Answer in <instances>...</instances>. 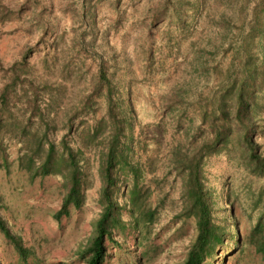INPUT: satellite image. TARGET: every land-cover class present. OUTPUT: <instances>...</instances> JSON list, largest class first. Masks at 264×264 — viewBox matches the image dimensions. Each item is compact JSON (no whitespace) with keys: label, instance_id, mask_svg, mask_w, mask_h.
Segmentation results:
<instances>
[{"label":"rangeland","instance_id":"374dc122","mask_svg":"<svg viewBox=\"0 0 264 264\" xmlns=\"http://www.w3.org/2000/svg\"><path fill=\"white\" fill-rule=\"evenodd\" d=\"M258 3L0 0V12L9 13L0 18V91L8 81L7 68L27 51V76L39 85L43 99V121L26 122L28 92L19 86L0 123L7 152V165L0 167V219L29 250L27 264H83L79 254L101 210L100 155L108 132L103 97L89 101L92 109L81 110L66 132L68 118L82 108L96 82L99 58L109 63L120 111L129 121L126 144L152 212L150 222L113 232L105 263L179 264L184 259L195 232L192 221L179 216L182 180L172 164L208 137L199 128L204 104L220 98L231 112L230 88L245 76L247 86L256 84L250 119L264 156V3L255 8ZM167 104L172 107L166 109ZM43 122L49 139L57 144L66 134L84 159L81 204L58 218L64 167L33 177L26 168L28 159L38 161L42 154ZM237 138L232 129L227 145L209 158L205 182L215 219H227L230 228L247 236L263 205V180L248 171ZM126 183L132 184L130 178ZM123 185L114 195L122 205ZM122 219L130 221L127 210ZM226 259L222 264H262L249 246ZM0 264H24L2 233Z\"/></svg>","mask_w":264,"mask_h":264},{"label":"trees","instance_id":"16d2710c","mask_svg":"<svg viewBox=\"0 0 264 264\" xmlns=\"http://www.w3.org/2000/svg\"><path fill=\"white\" fill-rule=\"evenodd\" d=\"M260 3L256 4L255 8L263 5L264 0H260ZM8 15V10L4 9L0 12L1 19ZM28 54L29 52L26 51L5 71L8 74V81L0 91V123L2 116L10 111L12 95L16 93L19 86H23L28 92L25 102V121L28 122L33 118H37L40 123L43 121L44 112L40 107L43 99L39 97L42 93L41 88L27 76ZM247 82L248 77L245 76L239 82L235 80L232 87L230 86V95H233L231 112L222 105L220 98L204 104L206 109L199 128L208 132V137L191 152L181 154L172 164V169L176 174L181 175L182 180V208L179 216L190 219L195 232L194 239L179 264H217L216 262L222 264L226 262L228 255L244 251L248 246L260 255L264 264V201L249 234L244 236L239 229L230 228L227 219L220 222L215 219L210 192L205 182L207 161L227 145L231 131L235 129L238 132V143L242 148L248 171L263 180L262 194L264 195V156L258 152L250 119L251 108L255 105L253 89L256 84L252 83L249 87ZM99 96L103 97L105 102L104 116L108 128L100 155L101 210L93 221L92 234L88 243L80 251L79 255L83 259V264H106V241H113L115 230L124 229L126 224L137 226L141 220L150 222L152 219V212L146 209L143 192L137 185L138 169L131 160L130 148L126 144L129 121L120 111L117 88L110 76V66L103 58L97 60L96 82L86 96L82 108L74 112L67 120L66 134L71 132L73 120L77 118L80 111L84 109L90 111L92 104H89V101ZM171 107L172 104L166 105V109ZM42 124L44 127L41 137L42 154L38 156V161L28 159L26 168L31 171L33 177L56 173L58 167H64L65 193L60 209L56 213L58 218L68 213L69 206L79 207L81 204L83 153L70 144L66 134L57 144L54 143L47 137V123ZM96 131L95 128L91 132L92 135H95ZM6 165L7 152L0 139V167ZM128 178L132 182L131 185L126 183ZM122 182L125 185V188L123 185L125 190L121 189L125 201L123 205L114 197L115 191L122 187ZM125 210L129 212L131 218L127 223L122 219ZM231 217H234V214ZM0 233L13 245L22 263L27 264L29 250L23 247L18 237L10 234L1 219Z\"/></svg>","mask_w":264,"mask_h":264}]
</instances>
